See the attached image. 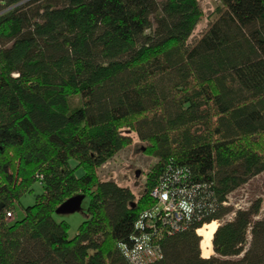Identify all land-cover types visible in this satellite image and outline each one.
I'll use <instances>...</instances> for the list:
<instances>
[{
    "label": "trees",
    "instance_id": "obj_1",
    "mask_svg": "<svg viewBox=\"0 0 264 264\" xmlns=\"http://www.w3.org/2000/svg\"><path fill=\"white\" fill-rule=\"evenodd\" d=\"M219 1L195 35L199 0H0V264H264V199L230 201L264 172V0ZM130 132L159 158L140 198L94 172Z\"/></svg>",
    "mask_w": 264,
    "mask_h": 264
},
{
    "label": "rangeland",
    "instance_id": "obj_2",
    "mask_svg": "<svg viewBox=\"0 0 264 264\" xmlns=\"http://www.w3.org/2000/svg\"><path fill=\"white\" fill-rule=\"evenodd\" d=\"M202 8V17L195 30V35H198L202 29L214 18L216 9L220 4L219 0H199ZM127 130L126 128H124ZM132 142L130 145L119 150L114 157H112L105 164L94 169L95 176L100 179H113L119 184L130 187L140 198L149 184V177L153 170V166L158 162L159 158L156 155L147 153L148 143L141 141L135 132H130ZM82 175L83 170L77 171V174ZM35 193H40L42 188L36 184ZM151 196L154 203L158 204V198L154 196V190L158 188L157 185L151 186ZM36 194H28L22 197L23 205H31L35 202ZM257 198L264 199V172L243 187L235 191L230 198V201L238 207H248V205ZM157 202V203H156ZM88 204V198L82 203L80 210L71 213L56 215L57 220H66L70 224L69 235L74 237L79 230V226L85 219V208ZM15 217L20 218L23 215V209L20 204H16L14 209ZM217 227L218 222L216 221ZM209 225V224H207ZM206 227V225L204 226ZM216 227V229H217ZM207 230L209 228H206ZM211 229V228H210ZM215 229V230H216ZM199 232V230H198ZM215 232V231H214ZM202 235V234H201ZM214 235V234H213ZM202 252L204 256H210L214 253L213 245L206 244L204 236L202 235Z\"/></svg>",
    "mask_w": 264,
    "mask_h": 264
},
{
    "label": "built area",
    "instance_id": "obj_3",
    "mask_svg": "<svg viewBox=\"0 0 264 264\" xmlns=\"http://www.w3.org/2000/svg\"><path fill=\"white\" fill-rule=\"evenodd\" d=\"M154 196L158 198V203L162 204L163 210L171 213L173 217L179 219L182 216V209L184 210L187 207V204L183 201L179 203H175L174 199H171L169 193L165 191V188H157L154 190ZM182 207V208H180ZM156 252L152 248H147L144 250V254L141 256L143 259L146 256H155ZM139 261V256L133 258V263H137Z\"/></svg>",
    "mask_w": 264,
    "mask_h": 264
},
{
    "label": "water",
    "instance_id": "obj_4",
    "mask_svg": "<svg viewBox=\"0 0 264 264\" xmlns=\"http://www.w3.org/2000/svg\"><path fill=\"white\" fill-rule=\"evenodd\" d=\"M85 195H76L63 202L56 210L58 214H65L80 210Z\"/></svg>",
    "mask_w": 264,
    "mask_h": 264
},
{
    "label": "bare ground",
    "instance_id": "obj_5",
    "mask_svg": "<svg viewBox=\"0 0 264 264\" xmlns=\"http://www.w3.org/2000/svg\"><path fill=\"white\" fill-rule=\"evenodd\" d=\"M216 227H217V224L215 221V222L210 223L209 225H206V227H202L199 229V234H202L204 236V241H206V244H212V238H213V234H214ZM206 228H209V229L207 230Z\"/></svg>",
    "mask_w": 264,
    "mask_h": 264
}]
</instances>
